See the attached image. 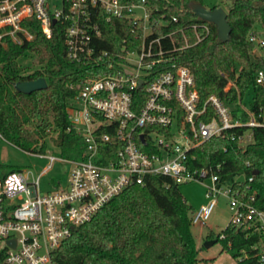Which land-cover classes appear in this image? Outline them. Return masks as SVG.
<instances>
[{"label":"built area","instance_id":"obj_1","mask_svg":"<svg viewBox=\"0 0 264 264\" xmlns=\"http://www.w3.org/2000/svg\"><path fill=\"white\" fill-rule=\"evenodd\" d=\"M102 12L106 21H141L140 46L109 64V72L87 75L80 81L66 108L67 130L79 135L84 144L80 158L29 151L51 162L68 163L64 183L40 192L42 172L36 176L23 168L0 172V264H52L51 253L75 227L90 220L126 188L156 176L175 184L208 180L207 202L192 210L191 223L204 224L217 198L225 197L230 210L228 224L243 230L247 237L255 236L253 255L256 264H264V202L255 190L248 192L252 176L247 181L236 177L232 182L220 179L211 167L190 165L194 148L212 137L224 136L228 129L246 128L230 135L241 147L251 142L253 128L264 129V107L255 113L239 102V113L234 116L218 96L201 99L190 68L174 59V53L190 45L187 32L195 42L209 33L205 22L154 35L144 0H0V39L4 35L17 42L31 39L24 21L32 17L50 36L52 24L60 20L65 23L68 57L86 60L100 35ZM171 21L177 22V18ZM168 23L159 21L161 26ZM248 40L254 45L253 52L264 57V31L253 29ZM235 70L240 67L230 65L221 72L227 79L225 91L234 85L230 74ZM255 81L264 86V70L258 71ZM242 113L246 119L241 118ZM0 140H5L1 134ZM245 181L244 187L236 184Z\"/></svg>","mask_w":264,"mask_h":264},{"label":"trees","instance_id":"obj_2","mask_svg":"<svg viewBox=\"0 0 264 264\" xmlns=\"http://www.w3.org/2000/svg\"><path fill=\"white\" fill-rule=\"evenodd\" d=\"M144 1L154 35L192 23L208 25L209 33L197 42L187 32L190 45L174 53L176 62L192 71L201 99L214 94L237 116L239 102L243 103V97L252 90L250 110L257 113L259 107H264V86L255 81L258 71L264 70V57L253 52L254 45L248 40L255 25L264 31V0H231L226 15L231 30L225 42L217 40L213 23L190 11V2L204 4L203 0ZM100 15V35L92 43V56L86 60L68 57L65 23L60 20L52 24L50 36L43 33L39 21L32 17L24 21L31 39L17 42L9 35L1 37L0 134L7 142L25 151L44 152L46 137L56 133L51 139L59 156H82L81 138L67 130V106L83 77L109 72L108 65L121 54L138 50L142 37L141 21L133 23L118 18L106 21L105 13ZM172 17H176L177 22H172ZM161 19L169 23L161 26ZM198 32L203 34L200 29ZM26 51L34 52L40 64L27 74L22 73L18 62ZM230 65L241 69L230 74L234 85L225 91L227 79L221 72ZM38 77L45 78V88L21 93L14 87L17 81ZM241 118L246 119L247 115L242 113ZM245 129H228L224 136L212 137L194 148L189 155H194L190 165L211 167L220 179L232 182L239 175L246 181L252 176L248 192L255 190L259 200L264 202V129L253 128L251 142L241 147L230 135ZM15 168L20 167L12 166ZM246 181L236 184L244 187ZM178 186L169 178L156 176L142 185L126 188L98 209L90 220L73 229L51 253L52 264H196L198 250L191 231L192 207ZM220 233L222 238L218 237ZM214 238L234 257L241 255L238 264H256L252 251L255 236L247 237L243 230L227 224L216 235H207V239Z\"/></svg>","mask_w":264,"mask_h":264},{"label":"rangeland","instance_id":"obj_3","mask_svg":"<svg viewBox=\"0 0 264 264\" xmlns=\"http://www.w3.org/2000/svg\"><path fill=\"white\" fill-rule=\"evenodd\" d=\"M206 7L213 5L221 6L226 12L231 0H203ZM57 3V2H56ZM255 28L260 30L259 25ZM18 62L22 66V73H30L40 67L37 62V56L34 52L26 51L19 57ZM240 67V66H239ZM241 69V67H240ZM253 97L250 90L244 97L243 103L249 106V101ZM55 133H51L46 137L47 148L44 153L58 157L57 147L53 144L52 139ZM52 138V139H51ZM0 172L12 170V166L30 170L33 176L42 172L40 178V192H45L54 188L57 183H64L68 176L70 165L61 160L50 161L48 157H37L29 151L22 150L5 140H0ZM209 183L205 181H190L178 184V188L192 210H197L201 205L207 202L206 186ZM192 212V211H191ZM230 219V210L228 208L227 199L223 196L217 198L216 204L206 219L204 224L191 223V231L196 241L198 250V261L196 264H238L241 255L234 257L230 251L223 249L221 243L215 240L209 246H205L204 242L209 233L216 235L228 224ZM215 239V238H214Z\"/></svg>","mask_w":264,"mask_h":264},{"label":"water","instance_id":"obj_4","mask_svg":"<svg viewBox=\"0 0 264 264\" xmlns=\"http://www.w3.org/2000/svg\"><path fill=\"white\" fill-rule=\"evenodd\" d=\"M188 7L192 13H194L198 18L211 22L216 27L217 40L220 42H225L230 37V25L226 20L227 12L221 6H215L213 8L206 7L200 2H190ZM55 20H53L54 22ZM47 86V82L44 77H38L36 79L20 80L14 83V87L17 91L21 93H30L34 90L43 89ZM257 171H253L256 173ZM244 176L239 175L237 181H243ZM13 242V240H9ZM215 239H206L204 242L205 246H209L214 243Z\"/></svg>","mask_w":264,"mask_h":264}]
</instances>
